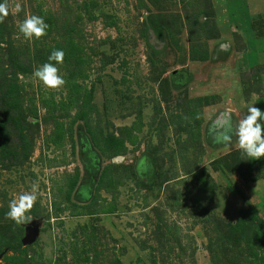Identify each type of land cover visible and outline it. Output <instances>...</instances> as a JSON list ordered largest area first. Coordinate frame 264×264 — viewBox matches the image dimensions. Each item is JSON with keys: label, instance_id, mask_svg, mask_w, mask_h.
I'll use <instances>...</instances> for the list:
<instances>
[{"label": "rangeland", "instance_id": "374dc122", "mask_svg": "<svg viewBox=\"0 0 264 264\" xmlns=\"http://www.w3.org/2000/svg\"><path fill=\"white\" fill-rule=\"evenodd\" d=\"M2 2L0 264H264V157L220 139L264 111V0Z\"/></svg>", "mask_w": 264, "mask_h": 264}, {"label": "clouds", "instance_id": "9594fccd", "mask_svg": "<svg viewBox=\"0 0 264 264\" xmlns=\"http://www.w3.org/2000/svg\"><path fill=\"white\" fill-rule=\"evenodd\" d=\"M17 11H20L19 5H17ZM0 14L7 15V5L2 0H0ZM0 19H2V15H0ZM48 27L49 25L43 17L32 15L19 24V31L26 39H38L45 35ZM63 57L64 52L62 49L53 50L48 56V61H55L56 64H59L62 63ZM56 64L44 63L34 71V76L47 87L59 88L65 81L58 74ZM233 134L238 138L239 147L247 157L251 159L264 157V111L253 105L250 106L247 114L237 124H233L229 120L228 131L220 139L229 142ZM35 200L34 191L21 193L18 199L10 201L6 215L20 225L30 222L32 216L29 211Z\"/></svg>", "mask_w": 264, "mask_h": 264}, {"label": "water", "instance_id": "95a60500", "mask_svg": "<svg viewBox=\"0 0 264 264\" xmlns=\"http://www.w3.org/2000/svg\"><path fill=\"white\" fill-rule=\"evenodd\" d=\"M35 230L33 228H29L27 229V233L25 235L24 238H22V242L23 243H27V242H30L34 239V236H35Z\"/></svg>", "mask_w": 264, "mask_h": 264}]
</instances>
